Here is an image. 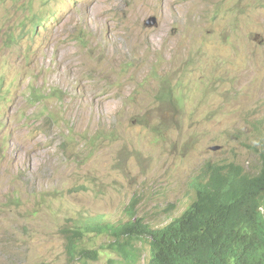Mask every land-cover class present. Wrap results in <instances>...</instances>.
Segmentation results:
<instances>
[{"label": "rangeland", "instance_id": "rangeland-1", "mask_svg": "<svg viewBox=\"0 0 264 264\" xmlns=\"http://www.w3.org/2000/svg\"><path fill=\"white\" fill-rule=\"evenodd\" d=\"M263 140L264 0H0V264H103L64 227L131 202L164 226Z\"/></svg>", "mask_w": 264, "mask_h": 264}, {"label": "trees", "instance_id": "trees-1", "mask_svg": "<svg viewBox=\"0 0 264 264\" xmlns=\"http://www.w3.org/2000/svg\"><path fill=\"white\" fill-rule=\"evenodd\" d=\"M260 159L256 175L213 168L188 209L164 227L152 228L141 217L119 224L74 221L63 229L66 253L97 261L108 251L103 264H136L144 246L146 264H264V152ZM90 233L108 238L101 250L83 244Z\"/></svg>", "mask_w": 264, "mask_h": 264}, {"label": "clouds", "instance_id": "clouds-1", "mask_svg": "<svg viewBox=\"0 0 264 264\" xmlns=\"http://www.w3.org/2000/svg\"><path fill=\"white\" fill-rule=\"evenodd\" d=\"M151 17H154L155 18V23H156V17L155 16H149L145 21H144V24H145V26H152V25H154V24H152V25H149V24H147V20L149 19V18H151ZM167 91V90H166ZM173 93V90H172V92H171V94ZM178 103H181L182 102V100L180 101V98H178ZM262 152H264V140H263V144H262V146H261V148L259 149V150H257V154H258V160H259V168H258V170L255 172V173H251V172H247V171H245L244 169H243V167L242 166H239L238 164H234L233 162H228V163H214V162H206L203 166H202V168H201V170H200V172H199V174L196 176V178H195V186H196V193H195V197H194V199L190 202V204L195 200V198H196V196H197V193H198V191L201 189V187L202 186H204L207 182H208V180H209V177H210V175H211V170L213 169V168H221L222 170H224V171H226V172H228V171H234L233 170V166H235V167H239L240 168V170H241V172L242 173H245V174H248V175H256V174H258V172L260 171V168H261V159H260V155H261V153ZM190 204L185 208V210L183 211V212H185L187 209H188V207L190 206ZM129 208H133V210H132V213H133V215H130L128 212H127V214H128V219L126 220V221H128L130 218H135V217H140V216H136V214H135V211H134V202H131V204L129 205V206H127L126 207V211H127V209H129ZM182 212V213H183ZM182 213H180L178 216H180ZM178 216H176V217H174L173 219H175V218H177ZM94 217H100V215H95ZM84 218H89V217H84ZM84 218H81V220H83ZM141 219H143V221L145 222V223H147L145 220H144V218H142L141 217ZM172 219V220H173ZM103 220V219H102ZM171 220V221H172ZM69 221H71V220H69ZM74 221H76V220H74ZM73 221V222H74ZM105 221V220H104ZM126 221H122V222H118V223H115V224H119V223H123V222H126ZM170 221V222H171ZM105 222H108V221H105ZM169 222V223H170ZM169 223H167V224H169ZM148 224V223H147ZM166 224V225H167ZM149 225V224H148ZM68 226H70V224H68ZM150 227H152V228H161V227H164V226H161V227H153V226H151V225H149ZM65 227H67V226H65ZM64 227V228H65ZM63 233V232H62ZM64 235V234H63ZM142 247H144V246H142ZM141 247V248H142ZM141 250V249H140ZM148 252V251H147ZM147 255H148V253H147ZM141 257V256H140ZM139 257V258H140ZM148 257V256H147ZM145 264H146V262H145Z\"/></svg>", "mask_w": 264, "mask_h": 264}, {"label": "water", "instance_id": "water-1", "mask_svg": "<svg viewBox=\"0 0 264 264\" xmlns=\"http://www.w3.org/2000/svg\"><path fill=\"white\" fill-rule=\"evenodd\" d=\"M155 23V18L154 17H151V18H149L148 20H147V24H149V25H152V24H154Z\"/></svg>", "mask_w": 264, "mask_h": 264}, {"label": "bare ground", "instance_id": "bare-ground-1", "mask_svg": "<svg viewBox=\"0 0 264 264\" xmlns=\"http://www.w3.org/2000/svg\"><path fill=\"white\" fill-rule=\"evenodd\" d=\"M102 10V9H101Z\"/></svg>", "mask_w": 264, "mask_h": 264}]
</instances>
